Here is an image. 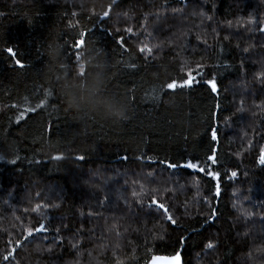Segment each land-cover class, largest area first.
Segmentation results:
<instances>
[{"label": "trees", "instance_id": "obj_1", "mask_svg": "<svg viewBox=\"0 0 264 264\" xmlns=\"http://www.w3.org/2000/svg\"><path fill=\"white\" fill-rule=\"evenodd\" d=\"M111 3L0 0V264H146L176 253L182 235L183 264H264V2L117 0L101 21ZM153 44L150 55L140 51ZM6 45L23 53L24 68L12 66ZM96 60L108 65L104 94L125 103L127 120L68 108L60 78L80 76L82 62L87 76ZM189 69L200 83L164 87ZM213 77L219 96L203 83ZM190 158L219 179L160 163ZM154 197L177 226L149 207ZM42 223L48 230L36 233Z\"/></svg>", "mask_w": 264, "mask_h": 264}, {"label": "snow or ice", "instance_id": "obj_2", "mask_svg": "<svg viewBox=\"0 0 264 264\" xmlns=\"http://www.w3.org/2000/svg\"><path fill=\"white\" fill-rule=\"evenodd\" d=\"M117 2V0H112V3L108 5V7L102 12L100 13V19L101 21H103L104 19L108 18L110 15V10L112 8V6ZM262 2H264V0H262ZM175 11V10H174ZM75 15V13L73 14ZM201 15H203V13H201ZM249 20L251 21V16L249 17ZM261 31H264V28L260 29ZM127 31L129 33H131L133 30L131 28H128ZM85 36H86V32L82 31L79 33V38L75 41V48L76 49H82L85 45ZM199 39V37H198ZM225 39H227V37H225ZM117 44H122V40H117L116 42ZM158 47V45L153 44L151 45V47H149L148 45H144L140 48L141 52H147L149 55L152 53V50L154 48ZM5 53L8 54V57L11 58L12 61V66L18 67V68H24L25 67V63L22 59L19 58V56H23V53L20 52L19 48L16 46H4L2 49ZM99 51V50H98ZM245 52L248 51L247 48L244 49ZM19 53V56H18ZM83 53L82 52H77V59H80L82 57ZM63 67V65H61ZM131 68H135L134 64L128 65ZM197 67L199 68L200 65H197ZM85 72V65L84 63H80L79 64V74L81 77H83ZM196 75H199V73H197ZM196 75H193L191 72V69H189V75L187 76L186 79H183L182 82H171V83H167L166 85H164V87L168 90H172L175 91L177 88H192L194 84L200 83L199 80L196 79ZM261 76H264V74H260ZM204 84H206L211 93L214 94L215 96H219V86L218 83L216 82L215 77H213L212 79H207L203 81ZM51 95V92L46 91L45 92V96H49ZM154 98H158L154 97ZM131 102V101H129ZM45 104V100H41L35 108H27L25 109V112H35L38 108L42 107ZM220 108V104L217 103L215 105V109H219ZM243 108H239L237 109V111H243ZM25 112H21L20 115L17 117V122L21 121L24 118ZM211 116L213 118V120L215 119V117L217 116V112L213 111L211 113ZM128 117L125 119L127 120ZM226 120L228 119L227 117L225 118ZM210 127V136H211V141L212 142H217L218 141V129L217 127H213V126H209ZM48 131H51V129L49 128ZM213 154L208 155L207 156V160L211 162V164H216L217 160L215 157V151L216 149H212L211 150ZM262 153H264V150H262ZM61 156H54L53 159L55 160H59L61 159ZM5 159V155L3 152H0V160ZM76 159L78 160H83L84 156H77ZM122 159H127V156L122 157ZM195 158H190L184 162L181 163H173L171 161H160V163L165 164L167 169H184V170H191L194 172H200V173H205L211 180H218L219 179V173L216 171H213L211 168H206L205 166H202V164L199 161H195ZM15 161H13L14 163ZM259 163L264 165V154H262ZM149 177H151L153 174L151 172H149L147 174ZM231 175L234 177L236 176V172H232ZM155 191V190H153ZM220 194V187L219 184H217L216 188H215V192H214V196L215 197H219ZM137 193H133V196H136ZM138 204L141 203V201L138 199L136 201ZM155 206L156 209L158 210H162L163 212V217L166 221H168L169 223H171L173 226H177V220L176 218H174V216L171 214L170 209L163 203H157L156 198L154 197L153 200L151 201V204L149 205V207L151 206ZM45 207H47V205H45ZM248 215H251V213H249ZM217 216V210L215 208L210 209V215L207 217V222L211 223L214 221V219ZM48 229L47 227L42 223L36 230V233H43L46 232ZM196 229H193V231H195ZM34 233L31 230H28L25 236V239H27V237H31L33 236ZM11 243V242H10ZM177 243L179 245H184L187 243V239L185 236H180ZM22 244V241L17 239L15 241V244L6 252V254L3 256V260L4 261H11L14 260V254H15V249L20 247ZM79 244V241L76 242V244H73V248H76L77 245ZM206 249H211L213 248V244L211 242L207 243L205 245ZM79 255V253H78ZM172 264H182V249L178 250L174 257L172 258Z\"/></svg>", "mask_w": 264, "mask_h": 264}, {"label": "clouds", "instance_id": "obj_3", "mask_svg": "<svg viewBox=\"0 0 264 264\" xmlns=\"http://www.w3.org/2000/svg\"><path fill=\"white\" fill-rule=\"evenodd\" d=\"M48 56L50 60L56 62L60 56V47H51ZM107 70L108 65L105 61L96 60L87 76L61 77L60 88L68 108L75 111L95 112L113 121L125 120L127 118L125 103L103 92Z\"/></svg>", "mask_w": 264, "mask_h": 264}, {"label": "water", "instance_id": "obj_4", "mask_svg": "<svg viewBox=\"0 0 264 264\" xmlns=\"http://www.w3.org/2000/svg\"><path fill=\"white\" fill-rule=\"evenodd\" d=\"M183 245L178 250H181ZM175 253L173 255H163V254H156L150 257L148 262L146 264H172V258L174 257ZM183 264V259H182Z\"/></svg>", "mask_w": 264, "mask_h": 264}]
</instances>
